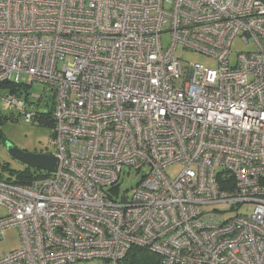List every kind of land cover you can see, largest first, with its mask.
Masks as SVG:
<instances>
[{
	"label": "built area",
	"instance_id": "1",
	"mask_svg": "<svg viewBox=\"0 0 264 264\" xmlns=\"http://www.w3.org/2000/svg\"><path fill=\"white\" fill-rule=\"evenodd\" d=\"M22 73L54 92L59 166L0 178L23 241L0 264H264V0H0V82Z\"/></svg>",
	"mask_w": 264,
	"mask_h": 264
},
{
	"label": "rangeland",
	"instance_id": "2",
	"mask_svg": "<svg viewBox=\"0 0 264 264\" xmlns=\"http://www.w3.org/2000/svg\"><path fill=\"white\" fill-rule=\"evenodd\" d=\"M170 41L171 35L168 33L165 34L164 44L168 46ZM234 47L238 51L245 52L250 48L239 40H236ZM177 56L182 58L184 65L199 61L208 66H216L215 60L209 59L199 52L179 48ZM20 75L22 93H14V95L15 98L25 101L24 109L21 111L14 104L7 105L0 97V114L3 118V122L0 124V177L3 179L10 178L12 173L26 172L29 170L34 173L44 172L13 156L8 149L9 144L27 152L43 154L54 153L56 151V147L52 143L53 126L46 121L39 123L36 116H33L30 121H27V112L33 111L34 114H37L39 112H48L51 109L54 101V92L47 86L48 84L39 83L38 81H34L29 85V76L25 73ZM1 93L4 97V95L10 94L11 90L6 88ZM181 169L182 166L177 163L167 168L166 172L169 177L175 178ZM44 173L43 175H45ZM142 175V172H137L135 169H126L119 180L120 192L127 195L132 194L134 188L141 181ZM205 209L213 210V207L205 206ZM6 214H8V210L0 205V217ZM19 233L20 230L18 227L7 228L5 230V233H3L4 237L0 239V257L4 253H10L22 247L23 241Z\"/></svg>",
	"mask_w": 264,
	"mask_h": 264
},
{
	"label": "trees",
	"instance_id": "3",
	"mask_svg": "<svg viewBox=\"0 0 264 264\" xmlns=\"http://www.w3.org/2000/svg\"><path fill=\"white\" fill-rule=\"evenodd\" d=\"M20 84L21 82L15 83L11 80L0 82V97L2 96L1 92L6 88H9L11 90V94L14 93L17 94L18 92H20L19 94H21L22 87H20L21 86ZM53 106H54V101L51 109H49L48 112H39L34 115L36 116V119L39 121V123L46 121L50 123L51 126H54ZM2 122H3V118L0 114V124ZM37 174L40 173L38 172L34 173L31 172L30 170L26 172L12 173V176L6 180L15 181L19 183H27L32 181V179L35 178L36 176H38ZM161 262H162V255L160 253L152 251L147 246L141 247L138 245H133L132 248L126 253V256L121 259L119 264H161Z\"/></svg>",
	"mask_w": 264,
	"mask_h": 264
},
{
	"label": "water",
	"instance_id": "4",
	"mask_svg": "<svg viewBox=\"0 0 264 264\" xmlns=\"http://www.w3.org/2000/svg\"><path fill=\"white\" fill-rule=\"evenodd\" d=\"M8 149L13 154V156L19 158L26 164L35 167L40 170H46L49 172H56L59 166L58 156L54 153H35L27 152L16 148L15 146L9 144Z\"/></svg>",
	"mask_w": 264,
	"mask_h": 264
}]
</instances>
